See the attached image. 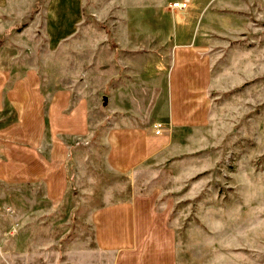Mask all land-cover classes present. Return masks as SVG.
<instances>
[{
	"label": "rangeland",
	"instance_id": "374dc122",
	"mask_svg": "<svg viewBox=\"0 0 264 264\" xmlns=\"http://www.w3.org/2000/svg\"><path fill=\"white\" fill-rule=\"evenodd\" d=\"M10 1L14 17L5 25L15 26V42L0 45V68L12 73L9 88L36 70L46 105L66 93L61 112L79 110L80 128L65 137L70 156L61 204L48 200L42 183L0 181V264H111L112 255L98 247L93 214L140 196L156 198L159 210L171 208L178 264H264V0H252L249 12L234 13L230 22L214 21L221 32L204 36L212 77L207 129L179 134L129 173L109 164V131L121 122L120 109L158 117L160 98L146 89L150 83L134 99L119 92L157 67L163 69L156 81L165 79L175 48L173 16L185 12L171 7L178 0H81L83 22L60 45L46 35L53 0ZM220 5V13L232 12ZM4 106L0 127L15 126L19 114L6 99ZM163 128L154 127L155 136Z\"/></svg>",
	"mask_w": 264,
	"mask_h": 264
},
{
	"label": "crops",
	"instance_id": "0c3cea01",
	"mask_svg": "<svg viewBox=\"0 0 264 264\" xmlns=\"http://www.w3.org/2000/svg\"><path fill=\"white\" fill-rule=\"evenodd\" d=\"M11 2L0 0V45L15 42V26L5 25L9 17H14L13 10L9 9ZM82 2L52 1L51 10L47 11H51L52 20L46 27V35L53 45H60L77 34L83 22ZM250 2L253 1L190 0L188 10L178 14L174 11L175 48L165 79L156 81L163 69L157 67L156 73H143L141 80L132 79L133 86L119 92L120 98L134 99L138 96L135 91L141 90L144 83H150L146 89L156 90L160 98L155 105L159 115L146 120L143 116L135 117L140 115L136 112L131 116L130 112L120 109L119 118L123 121L109 131L112 149L108 161L113 169L132 172L156 157L164 147L173 145L179 134L207 129L212 77L209 61L203 57V45H208L204 36L221 32L216 24L232 21L234 13H248ZM221 3L231 5L228 9L232 12L220 13ZM164 10L155 12L154 19L158 14L163 16ZM11 78L10 71L0 68V113L5 110L6 99L19 114L15 126L0 127V181L11 185L42 183L47 187L48 200L59 205L65 193L70 156L65 137L77 134L79 110L70 116L61 112L69 100L66 93L60 95L64 101L50 100L47 106L42 80L36 70L28 71L9 88ZM161 90L165 92L163 100ZM155 124L164 126L162 136H155ZM48 129L53 130L50 137H47ZM170 214L168 205L159 210L157 199L150 196L99 209L92 217L98 247L102 253L112 255L111 264H178L177 232L169 224Z\"/></svg>",
	"mask_w": 264,
	"mask_h": 264
},
{
	"label": "built area",
	"instance_id": "2783aa9c",
	"mask_svg": "<svg viewBox=\"0 0 264 264\" xmlns=\"http://www.w3.org/2000/svg\"><path fill=\"white\" fill-rule=\"evenodd\" d=\"M189 5H190V0H183L181 2L173 3L171 5V7L173 9H176V10L186 11V9L189 7ZM154 127L159 132L163 128V125L162 124H156Z\"/></svg>",
	"mask_w": 264,
	"mask_h": 264
},
{
	"label": "water",
	"instance_id": "95a60500",
	"mask_svg": "<svg viewBox=\"0 0 264 264\" xmlns=\"http://www.w3.org/2000/svg\"><path fill=\"white\" fill-rule=\"evenodd\" d=\"M108 106H109V97L108 96H103L102 100H101V111L103 113H107L108 112Z\"/></svg>",
	"mask_w": 264,
	"mask_h": 264
}]
</instances>
